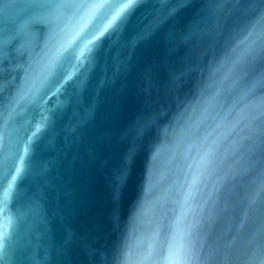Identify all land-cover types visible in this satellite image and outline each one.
Masks as SVG:
<instances>
[{"label": "water", "instance_id": "1", "mask_svg": "<svg viewBox=\"0 0 264 264\" xmlns=\"http://www.w3.org/2000/svg\"><path fill=\"white\" fill-rule=\"evenodd\" d=\"M89 6L0 0V264H264V0Z\"/></svg>", "mask_w": 264, "mask_h": 264}, {"label": "snow or ice", "instance_id": "2", "mask_svg": "<svg viewBox=\"0 0 264 264\" xmlns=\"http://www.w3.org/2000/svg\"><path fill=\"white\" fill-rule=\"evenodd\" d=\"M122 2L125 4V7H127L128 4L132 2V0H122ZM106 3V0H90V6L88 11L85 13V16L82 17V20L84 23L79 28V30L71 37L72 40L77 39L79 37L80 33L84 31V29L88 26V23L91 22V17L94 16ZM124 11L123 8L117 10L115 14L112 16V18L108 21V23L105 25L104 30L106 31L108 27H110L116 19L119 18L121 13ZM100 35L103 34V32L99 33ZM98 36H92L91 40L88 41V44H91L94 40H96ZM88 44H86L84 47L85 49H88ZM90 50V49H88ZM84 50H81V56H83Z\"/></svg>", "mask_w": 264, "mask_h": 264}]
</instances>
